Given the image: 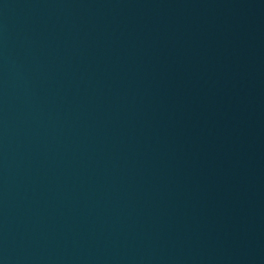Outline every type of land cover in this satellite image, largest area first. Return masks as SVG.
<instances>
[{"label": "water", "instance_id": "water-1", "mask_svg": "<svg viewBox=\"0 0 264 264\" xmlns=\"http://www.w3.org/2000/svg\"><path fill=\"white\" fill-rule=\"evenodd\" d=\"M0 264H264V0H0Z\"/></svg>", "mask_w": 264, "mask_h": 264}]
</instances>
